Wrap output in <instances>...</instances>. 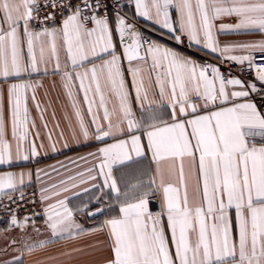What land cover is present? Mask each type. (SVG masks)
<instances>
[{
  "label": "snow or ice",
  "instance_id": "snow-or-ice-1",
  "mask_svg": "<svg viewBox=\"0 0 264 264\" xmlns=\"http://www.w3.org/2000/svg\"><path fill=\"white\" fill-rule=\"evenodd\" d=\"M123 7L120 0H0V165L40 155L28 108L30 91L36 102V76H61L80 134L103 145L86 173L40 190L41 202L54 200L44 208L51 235L26 238L24 249L100 230L108 241L101 264H264V40L221 48L217 39L224 32L264 35V0H134V17L151 21L153 31L166 29L178 46L186 39L196 51L219 53L220 64L153 40ZM236 50L246 54H231ZM224 61L247 64L253 78L226 74ZM73 89L83 94L87 124ZM165 161L176 182L166 179ZM26 178L33 173H0V193L19 192L23 202ZM90 181L96 183L83 192L99 194L69 207L63 194ZM11 212L5 231L25 228ZM77 214L105 219L85 229ZM23 255L0 264H24Z\"/></svg>",
  "mask_w": 264,
  "mask_h": 264
},
{
  "label": "crops",
  "instance_id": "crops-1",
  "mask_svg": "<svg viewBox=\"0 0 264 264\" xmlns=\"http://www.w3.org/2000/svg\"><path fill=\"white\" fill-rule=\"evenodd\" d=\"M195 0H193V3ZM129 18V22L135 23L136 27L145 32L153 40H157L159 43L168 47L176 48L187 56H191L198 62L203 63L204 57H212L213 59H219L220 54H212L210 51H196L193 47H181L176 45L175 41L171 39V34L166 29H161L158 25L156 30H152V22L145 21L143 18L134 17V0H132V6L124 8V13ZM223 23L232 24L234 20L230 17L223 18ZM220 21L217 22L219 25ZM220 47L233 46L247 41H259L264 40V35L260 34H238V33H219L217 35ZM233 55L246 54L240 50L232 52ZM62 67H63V57ZM97 64L101 61L97 60ZM51 69V66H49ZM144 78L147 81L149 79L148 68L145 66ZM129 82L131 77H128ZM154 79V74H153ZM33 82L39 85L36 89V102L39 103L40 109L37 110L36 102L31 99V91L29 92L28 108H29V123H34V127L30 128L31 139L36 143L37 149L40 155L29 161H20L16 166L11 167L7 165H0V173L6 171L12 172H28L33 173L32 181L29 182L25 179V187L36 185L39 191L42 188H50L53 184H59L61 180H67L69 176H75L79 172H85L94 164L97 163L95 156L91 155L96 153L97 149L103 146L100 142L94 138H89L87 141L80 134L78 121L75 116V111L72 107V101L69 99L64 83L60 75H44L36 76L33 78ZM101 85L104 87L105 81L101 79ZM4 88L7 85H3ZM107 95V91L105 90ZM73 98L78 101L77 107L79 108L81 115L84 117L85 123L91 120V117L87 115V105L83 104V94L77 95L76 89H73ZM98 102V98H97ZM258 103V102H257ZM5 113L7 115V97L5 95ZM111 107V103H109ZM95 111V108H94ZM103 110H100L102 116ZM46 125V126H45ZM93 129L90 128V131ZM49 135L51 140H49ZM109 143L112 141L109 140ZM42 145V147H41ZM53 145L55 149L53 150ZM67 145V147H65ZM189 161L185 160V173L189 171ZM171 162H162L161 168L165 172L166 179L170 178L173 182L177 181V175L171 177L167 176L168 168ZM40 171V179L37 180L35 173ZM178 172V165H177ZM117 173L114 171V175ZM79 178H77V183ZM72 182L69 181V184ZM96 181H90L87 184H81L79 187L73 189L68 193H64L63 196L70 198L69 207H82L85 203H88L89 197L95 193L93 189L91 192L84 193V188H91L92 184ZM195 185V177H189V197L192 198ZM80 193L79 196H74L73 193ZM9 193V192H8ZM3 194V193H0ZM99 194V193H95ZM63 198L57 197L56 199ZM43 202L44 208L47 203ZM92 207V205H89ZM94 209V207H93ZM44 210V209H43ZM115 214V213H113ZM44 213L36 219H30L23 221L25 228L13 227L8 229V223L0 226V249H7L6 252H0V260L13 259L14 256L24 253L22 259L24 264H101L103 259L108 255L107 249V237L103 231H86L84 234L76 236L75 238H53L52 243L47 244L41 248L36 245L35 250L28 253L24 249L23 245L25 239L31 237L28 240L29 243L44 239L47 240L51 233L45 227ZM77 221L83 225L85 229H94L105 219L103 216H97L96 218H89L84 214H77ZM33 225L40 229L37 233L33 231ZM16 240L17 243L12 246H8L11 240Z\"/></svg>",
  "mask_w": 264,
  "mask_h": 264
},
{
  "label": "built area",
  "instance_id": "built-area-1",
  "mask_svg": "<svg viewBox=\"0 0 264 264\" xmlns=\"http://www.w3.org/2000/svg\"><path fill=\"white\" fill-rule=\"evenodd\" d=\"M120 4L124 5L122 9V13H124V8L132 6V0H120ZM43 12H41V16ZM60 18L57 17V20ZM132 23V22H130ZM187 40L185 39V44L180 45L181 47L187 48ZM257 58V62H259V54H255ZM204 62L220 64V59H213L212 57H204ZM221 69L223 72L227 74L230 70L233 76L239 77L241 79H252L254 73L249 71L247 68V64L238 65L233 64L228 61H224L221 65ZM259 103V101L257 100ZM25 199L23 202H19V192H9L7 194H0V226L6 224L7 221L10 220V216L12 214L11 210H15V214L18 217L20 222L25 221V217H31V219H36L40 215L44 213V204L40 199V191L38 187L34 184L32 186L23 188ZM9 195H11L12 200L9 199ZM16 201V202H13ZM34 201V202H33ZM17 202H19V207L17 206ZM8 206V207H6Z\"/></svg>",
  "mask_w": 264,
  "mask_h": 264
},
{
  "label": "water",
  "instance_id": "water-1",
  "mask_svg": "<svg viewBox=\"0 0 264 264\" xmlns=\"http://www.w3.org/2000/svg\"><path fill=\"white\" fill-rule=\"evenodd\" d=\"M93 210H95V209H93Z\"/></svg>",
  "mask_w": 264,
  "mask_h": 264
}]
</instances>
